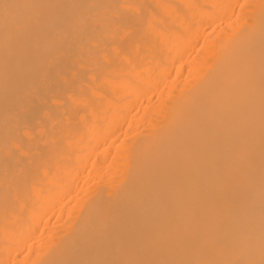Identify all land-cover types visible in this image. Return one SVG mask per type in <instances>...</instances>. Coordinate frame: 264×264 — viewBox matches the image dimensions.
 I'll return each mask as SVG.
<instances>
[{
	"label": "bare ground",
	"instance_id": "bare-ground-1",
	"mask_svg": "<svg viewBox=\"0 0 264 264\" xmlns=\"http://www.w3.org/2000/svg\"><path fill=\"white\" fill-rule=\"evenodd\" d=\"M0 264H264V0H0Z\"/></svg>",
	"mask_w": 264,
	"mask_h": 264
}]
</instances>
